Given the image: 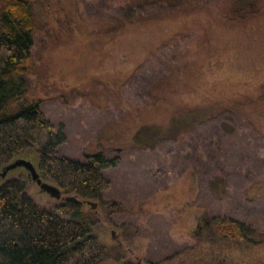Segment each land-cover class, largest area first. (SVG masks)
Instances as JSON below:
<instances>
[{
  "label": "rangeland",
  "instance_id": "1",
  "mask_svg": "<svg viewBox=\"0 0 264 264\" xmlns=\"http://www.w3.org/2000/svg\"><path fill=\"white\" fill-rule=\"evenodd\" d=\"M30 1L36 30L28 96L41 99L53 125L64 123L67 140L59 153L84 160L104 150L121 157L105 170L111 185L104 197L118 204L98 209L93 234L99 243L118 241L125 251L121 259L141 264H196L210 257L264 262V241L240 248L192 234L205 208L264 229V147L239 116L221 152L205 141L210 121L185 129L189 119H182V109L196 103L258 94L264 25L212 24L204 41V12L166 18L160 12L159 19L112 31L107 8L101 16L90 12L94 3L101 7L98 0H89L91 7L88 0ZM8 178L25 180L29 195L45 208L74 196L50 195L23 166L0 182Z\"/></svg>",
  "mask_w": 264,
  "mask_h": 264
},
{
  "label": "trees",
  "instance_id": "2",
  "mask_svg": "<svg viewBox=\"0 0 264 264\" xmlns=\"http://www.w3.org/2000/svg\"><path fill=\"white\" fill-rule=\"evenodd\" d=\"M0 2V170L18 157L30 160L35 157L36 162L32 161L42 179L53 181L64 194H74L62 198L52 208H45L29 195L25 180L8 178L0 182V264H100L109 258L117 259L118 264H141L121 259L125 251L120 242L106 247L93 234L99 220L98 209L114 210L118 204L105 198L104 192L111 185L105 170L117 166L120 155L98 150L79 160L59 153V146L67 140L64 123L53 125L42 109L41 99L28 96L26 73L30 69L36 30L33 4L30 0ZM97 3L101 7L94 3L90 12L101 16L105 14L102 8H107L113 16L112 31L159 19L160 12H164L162 18L206 13L209 21L208 27L203 26L204 41L209 37L207 31L214 28L212 24L255 30L264 25V0H98ZM182 110L187 114L182 119H189L185 129L210 121L205 141L217 152L223 150L236 116L246 120L260 147H264V82L256 95L214 99ZM85 199L98 202L99 207L91 205L83 209ZM192 234L198 241L240 248L264 241V229L252 221L206 208ZM196 264L239 263L210 257L199 259Z\"/></svg>",
  "mask_w": 264,
  "mask_h": 264
},
{
  "label": "water",
  "instance_id": "3",
  "mask_svg": "<svg viewBox=\"0 0 264 264\" xmlns=\"http://www.w3.org/2000/svg\"><path fill=\"white\" fill-rule=\"evenodd\" d=\"M18 166H23L25 167V169L29 172L30 176L32 177V179L34 181H36L39 186L45 190L46 192H48L50 195L57 197V198H61L62 197V192L61 189L54 183L48 182L46 180H43L37 170V167L35 165V163L25 157H18L10 162H8L7 164H5L3 166V168L0 170V175L1 176H5L8 171L10 169H13L15 167ZM86 202H88L89 204L93 205V207L96 206V202L92 201V200H85Z\"/></svg>",
  "mask_w": 264,
  "mask_h": 264
}]
</instances>
